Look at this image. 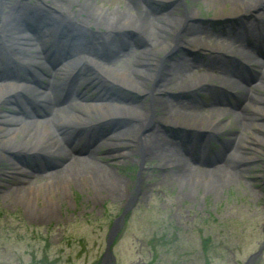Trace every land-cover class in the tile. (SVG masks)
<instances>
[{"label":"rangeland","instance_id":"obj_1","mask_svg":"<svg viewBox=\"0 0 264 264\" xmlns=\"http://www.w3.org/2000/svg\"><path fill=\"white\" fill-rule=\"evenodd\" d=\"M205 1L166 0V3L155 1L150 9L164 17L157 24L164 25L167 30L161 33L156 30L151 34L145 33L140 37L141 39L134 37L133 34L130 42L119 44L114 48L115 52H110L108 57L105 56L108 61L103 63L105 68L129 69L133 67L134 60H137L135 57L138 56L134 54L133 49L138 48V53L143 48L146 49L145 47H151L146 44V40L151 38L163 37V41L167 42L183 27L178 33V40H183V43L179 42L183 48L172 54V58H177V61L169 58L164 60L163 65L165 63L166 65L160 69L157 81L153 82V79L150 81L151 78L146 81L144 76H138V73L134 75L135 79L142 82V88L139 91L133 90L134 98L126 100L129 101L128 105L138 107L145 100L146 105L151 104L155 109L154 118L144 128L142 122L139 129H133L130 124L122 123L123 121H99L101 119L99 112L79 117L77 120L80 124L68 126L67 129H70L64 134L65 138L71 135V127H81L83 121L95 122L94 128L101 129L99 134H105L98 144L85 148L93 156L100 157L98 165L92 164L87 157L83 161L80 159L78 165L72 161L74 160V154L71 155L72 150L86 151L82 148L84 146H76V143L81 142L82 139H76L69 144L63 137L61 141L62 145L66 146H64L66 153L57 155L36 154L33 151V154H30L25 150L16 149L11 151L4 144V149L0 150V264H99L107 233L114 219L126 205H130V208L124 215L112 246L115 264H242L250 253L258 249L264 238L262 229L264 128L259 129L264 125V114L253 112L252 106L248 105L251 99L243 103L239 100L240 102L236 104L235 99L229 97L228 100L231 101L233 108L226 109H219L218 106H198L193 102V100L197 101V97L191 100L190 93L177 92L184 88L176 89L172 88V84L165 85L170 76L168 66L172 64L176 67L184 65L179 76L181 78L183 76L185 87L191 84L188 80L192 79L194 83L193 79L202 75L201 70H194L196 63L189 57L197 58L196 48H199L200 53L206 57L202 60H208L207 55L214 53L213 49L217 48L199 43L200 39L210 44L215 41L226 42V38L221 34L204 32L208 31L205 29L208 28L206 22L221 14L217 12L213 3L206 4ZM138 2L141 4H134L130 0H95V3L91 0L93 6L102 12L117 11L125 5L129 8L130 5L129 13L136 14L139 10L142 13L145 10L151 14L150 9L144 6L146 3L142 0ZM42 6L46 10L51 8L60 10L54 1L51 5L46 2ZM73 8L74 6L71 10ZM224 10L227 15L232 13L230 4H225ZM169 18H184L185 25L175 21L170 30L167 28ZM41 25L43 29L45 25ZM30 39L34 38L30 37ZM77 48H71L76 55L81 53L80 48L79 50ZM162 48L157 46L151 49L152 53H149L151 57H146L147 59L142 62H135L134 65H137L133 68L143 74H153L158 55L162 54ZM87 49L93 52L92 49ZM168 49L169 47L164 48L166 51ZM211 56L219 58L221 55ZM18 57L23 64L29 65L31 56ZM105 76L110 77L109 74ZM205 78H208V82H215L213 77L205 76ZM94 80L97 82V79ZM39 83L38 79L33 80L34 85L39 86ZM152 85L161 87L158 98L163 102L156 104V100L153 101L149 96L143 95V91L149 90ZM38 88L40 87L35 89ZM246 89L244 88V91ZM96 90H99L97 83L90 82L83 85L85 98L94 97L95 94L105 96L102 91L96 92ZM249 90L255 99L252 105L264 107V88L257 89V93L250 88ZM44 91L47 93L46 90ZM170 92H175L172 94L176 97L169 98L167 93ZM30 93L26 95L29 96ZM175 98L186 102V106L181 108L180 112L188 111L200 116L213 113L216 122L212 124L214 130L208 127L206 121L196 124L198 128L209 130L210 147L203 149V152L206 151L210 158H215L212 171H205L201 163L198 164L197 169L193 165L191 167L190 164L184 163L182 171L176 166L171 154L173 150L179 157L181 144L194 154L197 146L190 150L189 143L179 142V138L176 137L180 129L175 126L190 125V121H186L184 116H181L175 124L162 117L165 114L163 110L165 99L172 101ZM207 99L206 101L211 105L212 99L210 97ZM244 103L247 106L241 109ZM83 106L76 103L72 109H80ZM37 111V114L44 116L42 111L38 109ZM242 115L246 118L250 117L247 122L257 124L259 127L255 128L254 125L251 127V124L246 123L245 120L240 121ZM10 116H16L19 120L22 112L17 110L13 102L0 103V117ZM10 124L7 121L0 122V133ZM246 124L249 125V129ZM172 128L175 130L172 131ZM64 130L66 129L63 127L60 129L61 132ZM119 130H126L125 136L108 140L110 135L116 134ZM170 130L174 135L169 134ZM155 131H162L167 143L157 146L152 152L143 151L141 154L135 138L154 139L152 137ZM2 137L0 135V139ZM16 137L21 142L20 145H23L24 137L22 138L20 131L16 132ZM239 139L243 140L242 146L236 147ZM115 141L119 147H124L122 151L112 149V143ZM163 145L166 146L165 150L171 151L167 153V158L172 165L162 164V156L159 152H167L162 149ZM233 152L234 155L241 157L232 162L230 156ZM17 153H19L17 156L13 155ZM28 155H42L43 158H40L41 162L38 163L33 159L34 156L27 157ZM6 157L12 159V162ZM183 162H185L184 158ZM35 169L39 171L47 169L45 174L52 173V175L46 177L42 173L38 175L36 182H31ZM107 170L110 172H106ZM9 173L14 174L15 177L10 176ZM106 174L110 177L104 178ZM29 184L32 187L28 188ZM258 257L256 264H264V248Z\"/></svg>","mask_w":264,"mask_h":264},{"label":"bare ground","instance_id":"obj_2","mask_svg":"<svg viewBox=\"0 0 264 264\" xmlns=\"http://www.w3.org/2000/svg\"><path fill=\"white\" fill-rule=\"evenodd\" d=\"M55 2L60 10H46L42 6L43 3L48 5H51L52 2ZM93 3H95V0H92ZM134 4L138 3V0H130ZM175 1V0H170ZM206 4H212L216 8L218 13H221L222 15H227L225 13V4H230L231 7V15L236 14L238 12L245 13V16H250L252 14L255 15L258 19L259 27L257 29V32L264 36V13H259L261 9H264V0H206ZM145 8H152L154 3L143 1ZM216 4V5H215ZM74 6L73 10H71V7ZM128 6V5H125ZM122 7V9H118L117 11L113 10L112 12H102L101 10L98 11V8H95L93 4L91 3V0H0V34L4 36V43L5 46L8 48V51L10 54L15 57H18L19 55H29L32 56L33 61L30 67H38L39 71H35L32 73L33 76L38 77L42 80V89L44 88L46 91H49V93H46L43 89V91H40V88L37 90L34 88V86L28 84V83H17L14 81V83H1L0 82V103L10 101H15L20 109H22L24 112L28 113V117L31 118L30 120H27L26 118L20 117L18 120V117H0V122H9L11 123L6 128H3L0 135L3 137L0 139V150H3L5 145L9 147L11 151L16 150H25L27 153L34 152V153H51L53 155H57L64 152L66 153V146L62 145V139L60 138V135H58L55 131L56 126L60 127V129L63 127L65 133L70 129H67L69 125L78 123L77 118L82 116H90L92 113L99 112L101 114V119L104 120V122L109 121L113 119L114 121H123L124 123L130 124V126L133 129H139L141 126V122L143 124L142 128L150 122L154 118V108L151 106V104L145 103V100L141 102V105L138 107H130L128 105L127 101H123V96L119 98L113 99H102L98 102L92 103V104H84V106L80 109H72L73 104H70L66 107H59L56 103H59L60 99L62 97L66 98L68 95H71L76 91V85L78 78V73H74L70 78L67 79V76L72 74L74 71V68L79 67L81 65L78 64V62H75L77 64L74 68H72L69 72L61 71L59 68H54L55 64H45L44 58L46 57V53L43 49V44L39 43L40 48L36 47L35 45L31 47L37 39L42 40V35L45 37V35L50 36L51 31L56 30L58 32V35L55 37L56 43L61 45L63 49L56 50L52 54H58L64 52L66 55H69L70 51L69 49L74 47H80L81 49L90 48L93 52H102L107 51L115 48L119 44H125L127 42H130L132 40L131 37H137L140 38L142 35H145V33L151 34L155 32L161 33L165 32L167 29L164 25H158L157 23L164 18L162 15L157 14H149L147 11L143 10L142 13L139 11L134 13H129V8ZM135 8V7H134ZM251 12V13H249ZM193 15L195 16V13L193 12ZM226 16H219L223 18V20H226ZM38 20H41L42 24L48 27V30L46 32H42L41 30L37 29L36 24L38 23ZM179 21V23L183 24L184 26V18L180 19H174L169 18L167 20L168 26L167 28H170L172 30V26L174 25L173 22ZM246 23V22H245ZM173 24V25H172ZM34 26L35 34L32 36L34 38L33 40L30 39V35L26 32L27 29L32 28ZM249 26V25H248ZM156 28V29H155ZM249 30V27H247ZM144 33H143V32ZM0 35V37H1ZM54 35V34H53ZM194 38V37H191ZM141 39V38H140ZM189 41V40H188ZM183 43V40H174L172 39L168 40L167 42H164L162 38L156 37V39H148L146 40L147 46L151 47H145L146 49L140 50L137 54V60H134L135 62H142L145 59L151 57L149 53H152L151 49L156 48L157 46H162V52L164 53L166 50L164 48L169 47L170 49L178 47L181 48V44ZM190 42V41H189ZM199 43L207 46H212L215 50L214 53H210L211 55L215 54H221L226 52H233L239 56H242L243 59L246 61L252 63L253 57L249 55V53L244 52V50L237 44H234L232 41H226L225 43L217 42L210 44L202 39H200ZM200 44V45H201ZM221 49L223 51H221ZM227 49V50H226ZM199 53L201 52L199 48L197 49ZM168 51V50H167ZM10 55V56H11ZM147 57V58H146ZM21 58V57H20ZM92 58H94L92 56ZM163 59V58H162ZM210 60H217L219 58H216V56L209 57ZM60 62L61 59H58ZM79 61L83 60L82 57L78 59ZM86 60L84 58V62L86 63ZM148 61V60H147ZM159 61L157 62V65L159 66ZM258 68H261V78L264 79V61L256 60ZM88 63L93 64L92 61H89ZM72 65V64H71ZM163 65V64H160ZM166 63L164 64V66ZM171 65V64H170ZM172 66V67H171ZM171 66H168L170 69L168 70L170 72L169 78L166 80L165 85L172 84V88H185V81L183 80V76H179L180 71L183 69L184 65H180L179 67H176L175 64H172ZM182 66V67H181ZM18 65L7 63L5 62L2 55H0V74L3 76H11L14 78L15 76L24 78L26 81L27 74H19L18 72ZM100 67L98 68L101 72L105 74H109L112 79L104 78L103 80H99V82H107L111 85L117 86V85H123L125 83L126 87L131 88L133 90L139 91L142 88V82L140 80L135 79L134 75L138 73V76H144V80L150 81L152 79H158L159 76L156 75L155 72L153 74L147 73L143 74L138 69L130 67L129 69L122 68L118 70H110L108 68L102 67V66H95ZM41 70V71H40ZM65 70V69H64ZM62 73L63 75L61 77L63 78H57L59 74ZM97 72H93L91 75H96ZM52 75L54 78H52ZM205 75H199V77L196 78L195 84L198 82H202ZM103 78V77H102ZM6 77H3L2 80H5ZM219 79V77H217ZM220 80L222 82L227 81V78L220 77ZM191 82L190 80H188ZM264 86V84H263ZM262 86V87H263ZM195 87V86H194ZM41 89V90H42ZM161 87L152 85L151 88L148 90L143 91V95L149 96L153 101L156 100V104H159L163 101H159L158 96L161 92ZM31 92L29 97H25L26 93ZM51 95L54 96V98H51ZM140 95V94H139ZM55 96L57 98H55ZM141 96V95H140ZM251 99L248 105L253 108V112H259V114H264V107H258L253 106L252 101H254V97L252 94L248 92L242 93L241 99ZM33 103L35 104L38 109L45 110L47 114H51L50 117L40 119H32L33 113L29 109V104ZM179 102L178 104L171 102L167 99L164 101V109L165 114L162 116L164 119L169 120V122L175 124L179 121V118L181 116H184V119L186 121H190V125H196L203 123V121L207 122L208 127H211L214 130L213 123L216 124L215 120L213 119V113L200 116L199 114H193L190 112H180L181 105ZM127 104V105H126ZM124 106V107H123ZM246 108L245 105H242L241 109ZM124 110V111H123ZM183 113V114H182ZM125 114L129 115L126 116ZM47 116V115H46ZM152 116V119L149 118ZM22 118V119H21ZM238 120V115H237ZM246 121V123H250L251 127L254 125V123L247 122V120H250L249 118H246V116L242 115V118L240 121ZM85 123V121L81 122ZM66 124V125H65ZM80 124V123H78ZM76 124V125H78ZM183 125V124H182ZM248 129L249 125L246 124ZM255 128L259 125L255 124ZM75 126L71 127V130H73ZM263 127H260L259 129H263ZM20 131L22 133V142L23 145H20V141L16 137V132ZM126 130H119L116 134H112L108 137V140L114 139V138H121L125 136ZM162 135H161V134ZM182 133V132H181ZM185 134V133H183ZM190 133H186V135H189ZM68 135V134H67ZM164 135V136H163ZM64 137V135H61ZM65 138V137H64ZM140 138V137H136ZM135 138V141H139ZM154 139L147 140L140 138V152L146 151V152H152L154 149H157V146H161L165 142L167 143L165 139V134L159 131H155L153 133ZM257 138V137H255ZM257 140V139H256ZM261 140V139H259ZM149 141V142H148ZM234 141H236L234 137ZM148 142V144H147ZM243 140L239 139L236 142V147L242 146ZM110 144L112 142H109ZM5 144V145H4ZM26 144H30L29 146H26ZM63 144H65L63 142ZM65 146V147H64ZM113 150L114 151H120L124 147H119L118 143L113 142L112 143ZM159 146V147H160ZM165 145L162 146V149L165 150ZM235 147V148H236ZM173 149V148H172ZM5 151V150H4ZM122 151V150H121ZM167 151V150H165ZM165 153L159 152L160 156H162V164L172 165L171 161H168V152ZM235 151V150H234ZM171 152V151H170ZM20 153V152H19ZM17 154H13L14 156H17ZM174 157V162H176V166L180 171L184 170V163L183 158H179L183 155H179L173 150L171 153ZM71 157V156H70ZM172 157V158H173ZM238 157L231 154L230 158L233 161L237 160ZM246 158H249V156H245ZM8 158L9 162H12V159ZM86 159V156H74V160H72L77 165L80 163L79 160ZM77 159V160H76ZM241 159V158H239ZM67 160V158H65ZM87 160H90L92 164L98 165L97 159L91 160L90 158H87ZM185 161V160H184ZM72 162V163H73ZM73 163V164H74ZM231 163V162H230ZM71 165V164H70ZM94 166V165H93ZM182 168V170H181ZM67 169V168H66ZM66 171V170H64ZM105 171V170H104ZM179 171V170H178ZM205 171H208V169ZM110 172V171H106ZM192 173V172H190ZM189 173V174H190ZM10 174V173H9ZM52 175V173H49ZM49 174H46V177H48ZM14 174H10V176H13ZM99 175V174H98ZM192 175V174H190ZM110 177L108 174L103 176L104 178ZM189 176V175H188ZM15 177V176H13ZM100 178L102 176L100 175ZM190 178V177H189ZM35 181V180H34ZM36 182V181H35ZM32 184V183H31ZM29 184V187H32V185Z\"/></svg>","mask_w":264,"mask_h":264},{"label":"water","instance_id":"obj_3","mask_svg":"<svg viewBox=\"0 0 264 264\" xmlns=\"http://www.w3.org/2000/svg\"><path fill=\"white\" fill-rule=\"evenodd\" d=\"M32 156H34L33 159L36 158V155H32ZM126 210H127V207L124 208L122 213L114 220V222L112 223V225L108 231V234L106 237V243H105V250L103 253V258H109V259L113 258V255L111 252V245H112V242L114 240L115 235L117 234V232H118V230L122 224L123 215L126 212ZM258 252L251 254L249 256L248 260L244 264H248L253 259V257H255L257 255Z\"/></svg>","mask_w":264,"mask_h":264}]
</instances>
